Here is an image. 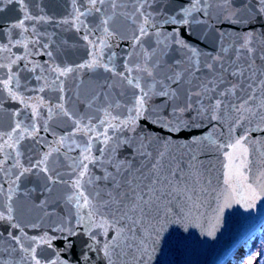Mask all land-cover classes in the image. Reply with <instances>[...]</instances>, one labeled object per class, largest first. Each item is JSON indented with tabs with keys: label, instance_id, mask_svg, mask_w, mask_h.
Returning a JSON list of instances; mask_svg holds the SVG:
<instances>
[{
	"label": "snow or ice",
	"instance_id": "snow-or-ice-1",
	"mask_svg": "<svg viewBox=\"0 0 264 264\" xmlns=\"http://www.w3.org/2000/svg\"><path fill=\"white\" fill-rule=\"evenodd\" d=\"M14 2L21 5L25 15L12 27L24 28V21L32 17L27 14L24 0H6L7 4ZM87 2L90 7L85 11L76 10L74 26L78 31L80 26H84L83 39L96 51L90 53V60L75 68L56 66L52 71L57 74V80L82 69L93 72L103 69L104 72H110L119 78L122 85L132 90V106L122 105L116 96L110 95L115 87L113 84H107L109 94L97 93L91 100L84 102L87 109H92L94 103L103 95L104 106L95 110L97 113L95 117L88 115L87 112L83 116H77L68 111L63 103L56 105L59 114L66 117L74 126V131L61 137L58 143L63 144L69 152L76 148L81 151L80 157L71 165L74 178L70 181H61L59 173L55 177L47 175L49 173L47 161L51 149L33 167L39 168L46 174L50 185L55 183L68 185L70 192L66 196V202L75 210L72 213L75 224L69 226L70 221L66 220L64 226L56 229L61 233L59 236H49L45 233L40 237H27L30 241L28 247L22 243V239L26 237L22 229L20 235L13 236L9 233V239L17 245L10 251H18L21 254L20 259L0 258V264H70L61 253L71 252L75 247V238L80 236L86 239L76 264L81 262L93 264L90 253L100 256L104 264H151L153 255L168 227L174 224H187L190 212L185 213L184 207L194 206L196 198L207 191L204 185L211 184V180L203 171V161L190 148V145L202 144L205 141L215 144L221 150L230 149L224 152L227 171L224 174L226 187L222 194H226V205L233 193L240 194V200L236 202H243L245 208L254 207L257 200L264 198V151L256 149L257 155L251 159L249 152V146L259 142L255 139L250 140L252 132H264L262 126L264 125V69L255 66L257 56V49L253 45L255 33L249 30L242 35L235 57L227 65L221 54L227 55L229 48L221 47L213 56L202 53L180 35L181 28H184L190 36L195 24L206 23V20L193 18V13L198 12L207 17L209 9L212 8L219 10V19L230 24L247 26L257 17L264 21V0H256L254 4L249 0H240L239 3L237 0H189V6L181 4L171 13L165 9L174 6L176 0H135L136 8L132 14L117 12L116 0H109L110 14L103 10L106 0H87ZM154 3L161 5L157 13L162 17L160 21L155 20V15L151 11H144L146 7L151 9ZM2 10L0 8V11ZM93 10L100 14V30L107 38L118 34L121 26L117 22L118 17L137 23L138 15L139 24L136 33L132 36L133 51L129 53V58L135 55L137 59L131 64L126 60L124 72L117 73L115 67L111 66L115 57L114 52L110 53L108 61L104 62L103 50L110 47L107 38L94 40L88 38L91 29L80 17L91 15ZM163 25L175 27L171 33H165L161 38L159 29ZM261 27L264 28V23H261ZM149 35L156 38L154 41L156 47L151 50L141 43L143 38ZM224 35L225 33H220L221 40ZM137 45H139L138 52ZM173 46L187 53L185 57L189 65L187 68L181 66L184 61H168ZM0 47L7 50L6 46ZM48 55L51 56V53L49 52ZM201 55L209 57L204 62L203 68L199 59ZM243 56L247 57L245 65L239 63ZM19 59L22 57H16V60ZM259 59L264 61V52L259 53ZM0 67L4 66L0 65ZM202 71L211 73L210 78L198 83L196 91H192L191 87L184 88V102L181 106L182 88L185 85H192L193 80L199 81L200 77L197 73ZM226 75L234 78L235 82L227 81ZM14 80L15 87L18 88L19 81L15 73H10L7 79L0 80V88L7 90L12 99H20L13 91ZM221 85L224 87L221 88ZM60 91H63L62 81ZM119 96H123V92H120ZM193 97L197 98L195 105H193ZM154 98H159L161 104L154 105ZM169 106H171L169 115L172 119L163 114ZM120 108L124 109L123 118L119 113L113 114L114 110ZM186 112L194 113L191 123L182 119ZM48 115L49 118L52 117V108L48 109ZM93 119H96L97 123L93 124ZM200 119L217 121L221 124L227 119L230 134L246 123L251 124L256 121V125L255 129L245 128L243 135L232 137L224 144L210 139L212 132L219 131L214 127L212 132L192 137L189 142L180 144L181 148H189L186 155H177L172 151L175 142L171 135L163 137L151 131L155 126L168 133L177 134L182 130L199 127L195 121ZM18 130L19 134H17ZM44 130L48 131L46 125ZM36 131L33 127L32 131L28 132V129L21 128L17 122L10 132H0V141H3V144H0V152H4L5 148L16 150L19 142L25 138V132H28L29 136H34ZM76 133L87 137L83 146L75 142ZM93 142L100 145L97 148L99 156L92 151ZM154 144L158 147L153 148ZM55 151L59 152V149ZM19 155V151H16V156ZM4 159L6 160L7 156ZM2 164L3 161H0V170ZM89 165L99 168L102 174L97 176L92 173ZM17 166L21 170L6 192L9 201L6 207L7 214L5 211H0V221H7L12 228H19L14 222V209L11 204L19 188L17 182L21 176L31 171V168ZM46 191L50 192L51 186ZM4 194L3 185L0 184V196ZM109 233L112 234L111 238ZM208 234L212 235V232ZM56 240L63 241L62 247L58 250L54 246ZM43 245L53 249L55 258L44 261L37 255V248ZM248 264L254 262L250 260Z\"/></svg>",
	"mask_w": 264,
	"mask_h": 264
},
{
	"label": "water",
	"instance_id": "water-1",
	"mask_svg": "<svg viewBox=\"0 0 264 264\" xmlns=\"http://www.w3.org/2000/svg\"><path fill=\"white\" fill-rule=\"evenodd\" d=\"M239 2L240 0H237V3ZM249 2L254 4L256 0H249ZM116 3L118 5L117 12L126 14L135 12V0H116ZM181 4L189 6V0H176L175 5L169 6L165 11L171 13ZM24 5L27 14L32 19L24 21V28H16L12 25L19 23L24 18L25 10L15 2L12 4H7L6 0L0 2V8L3 9L0 11V46L7 48V50H3V47H0V65L4 66L0 67V80H5L10 73H15L19 87H15V80L12 87L20 97V99H12L7 90L0 88V132H10L17 122L21 128L28 129V132H31L33 127L37 130L34 136H29L28 132H25V138L19 142L16 150L5 148L4 152H0V161H3L2 170H0V184L3 185L5 192L3 196H0V211L6 213L9 203L6 195L7 189L21 170L17 165L31 168L30 172L20 177L17 182L19 188L11 201L14 209V222L19 225V228H12L7 221H0V258L5 260H19L21 255L18 251H10L17 245L9 239V233L13 236L20 235V229H22L26 234L22 243L28 247L30 241L27 237H40L45 233L49 236H59L61 233L56 229L64 226L66 220L70 221L69 226L75 224V217L72 215L75 210L66 202V196L70 192L68 185L65 183L50 185L46 174L39 168L33 167L51 149V155L47 161L49 169L47 175L55 177L59 173L61 181H70L74 178L75 174L71 165L80 157L81 151L76 148L69 152L63 144L58 143L61 137L74 131V126L66 117L59 114L56 105L63 103L68 111L77 116H83L87 112L88 115L95 117L97 115L95 110L104 106L103 95L94 103L92 109H87L84 102L91 100L97 93L109 94L107 84L115 85L110 95L116 96L122 105L131 107L133 101L132 90L126 85H122L117 76L110 72H104L103 69L94 72L82 69L79 72L70 73L67 77H60L59 80L56 79L57 74L52 71L56 66L75 68L90 60V53L96 51L88 45V41L83 39L84 26H80L79 31L74 26L76 10L83 12L90 7L87 0H24ZM160 7V4L154 3L151 9L146 7L144 11H151L155 15V20L160 21L162 17L157 14ZM103 10L110 14L109 0H106ZM218 11L217 8L209 9L207 17L198 12L193 13V18L206 20V23L195 24L191 29L190 36L184 28H181L180 35L202 53L213 56L219 52L221 47L229 48L227 55L221 54L227 65L234 59L242 35L251 30L255 33L253 45L257 49L255 66L264 69V61L259 59V53L264 52V35H262L264 28L261 27V23L264 21L257 17L252 24L247 26L234 25L219 19ZM41 17L43 19H40ZM100 18V14L94 10L91 15L80 17L91 29L89 40L107 38L100 30ZM65 20L68 22L64 23ZM136 20L137 23H132L118 17L117 22L121 25L118 34L107 38L110 47L103 50V60L107 62L110 53L114 52L115 57L111 66L115 67L117 73L125 71L126 60L131 64L137 59L135 55L129 58V53L133 51L132 36L136 33L139 24L138 15ZM173 27L175 26L163 25L160 27L161 38H163V34L171 33ZM220 33H225L222 40ZM155 39V36L149 35L144 37L141 43L145 48L151 50L156 47ZM136 51H139V45L136 46ZM49 52L51 56L48 55ZM186 55L184 50L173 46L168 61H184L181 66L187 68L189 65L185 60ZM16 57H22V59L16 60ZM199 59L201 68H203L204 62L209 57L201 55ZM13 60L16 62L12 63ZM239 63L245 65L247 57L243 56ZM197 76L200 77L199 81L193 80L192 85H185L182 88L181 106L184 102V88L191 87L192 91H196L197 84L210 78L211 73L202 71L197 73ZM226 80L235 82L234 78L227 75ZM61 81L63 82L62 92L60 91ZM223 87L224 85H221V88ZM120 92H123V96H119ZM196 99L193 97V105H195ZM153 104L160 105L161 100L154 98ZM49 108L53 109L51 118L48 115ZM170 111L171 106L166 108L163 114L172 119L169 115ZM14 113L19 114L13 115ZM117 113L121 115V118L124 117L123 108L114 110L113 114ZM193 115L194 113L186 112L182 119L191 123ZM95 123L97 121L93 119V124ZM195 123L199 127L182 130L177 134L168 133L155 126L151 128V131L154 134L159 133L163 137L171 135L175 142L172 151L177 155H186L189 148H181L179 145L189 142L192 137L212 132L214 127L219 131L212 132L210 139L224 144L232 137L243 135L245 128L255 129L256 125V121L251 124L246 123L237 127L234 133L230 134L228 131L230 125L227 119L223 124L206 119L197 120ZM45 125L48 131L44 130ZM17 134H19V130ZM86 139L87 137L81 133L75 135V142L81 146ZM252 139L259 142L249 146L250 159L257 155L256 149L264 151V132L253 131L250 140ZM65 143H70V141H65ZM0 144H3V141H0ZM98 147L100 145L93 142L92 151L97 156H99ZM155 147L158 145L154 144L153 148ZM57 148L59 152L55 151ZM190 148L203 161V171L211 180V184L204 185L207 191L196 198L194 206L184 207L185 213L190 212L188 223L174 224L168 227L153 255L151 264H227L230 263L233 254L243 249V245L252 241L257 232L264 227V198L257 200L254 207L245 208L243 202H236L240 200V194L233 193L227 205L225 204L226 194L222 193L226 187L224 174L227 171L225 168L227 160L224 152L230 151V149L221 150L208 141L190 145ZM16 151H19V157L16 156ZM5 156H7L6 160ZM89 169L97 176L102 174L99 168H93L92 165H89ZM49 186H51L50 192L46 191ZM209 232H212V235H209ZM111 235L109 233V238ZM98 238L102 239V237ZM85 239L83 236L75 238L74 249L71 252L61 253L65 259L70 261V264H76ZM62 245L63 241H54L57 250ZM246 249L247 247H245V251ZM36 252L44 261L55 258L53 249L46 245L37 248ZM90 255L93 264H104L100 256L92 253Z\"/></svg>",
	"mask_w": 264,
	"mask_h": 264
},
{
	"label": "trees",
	"instance_id": "trees-1",
	"mask_svg": "<svg viewBox=\"0 0 264 264\" xmlns=\"http://www.w3.org/2000/svg\"><path fill=\"white\" fill-rule=\"evenodd\" d=\"M261 235H257L251 242L249 252L243 258L240 264H248L250 260L254 264H264V229Z\"/></svg>",
	"mask_w": 264,
	"mask_h": 264
},
{
	"label": "bare ground",
	"instance_id": "bare-ground-1",
	"mask_svg": "<svg viewBox=\"0 0 264 264\" xmlns=\"http://www.w3.org/2000/svg\"><path fill=\"white\" fill-rule=\"evenodd\" d=\"M247 245L248 244H244L243 245L244 246L243 249H241L238 252L234 253L232 258H231V260H230V263H227V264H236L237 262H240L243 259L244 255H245L243 253L245 252V247H247Z\"/></svg>",
	"mask_w": 264,
	"mask_h": 264
},
{
	"label": "rangeland",
	"instance_id": "rangeland-1",
	"mask_svg": "<svg viewBox=\"0 0 264 264\" xmlns=\"http://www.w3.org/2000/svg\"><path fill=\"white\" fill-rule=\"evenodd\" d=\"M263 229H264V228H263ZM261 232H263V231L258 232L257 235H259V234L261 235ZM257 235H256V236H257ZM256 236H255V237H256ZM255 237H254V238H255ZM254 238H253V239H254ZM251 242H252V241H251ZM250 246H251V243L249 242V243H248V246H247V249H246V251H245V255L248 254ZM245 255H244V257H245ZM244 257H243V258H244ZM242 260H243V259H242ZM242 260H241L240 262H237L236 264H240V263L242 262Z\"/></svg>",
	"mask_w": 264,
	"mask_h": 264
}]
</instances>
